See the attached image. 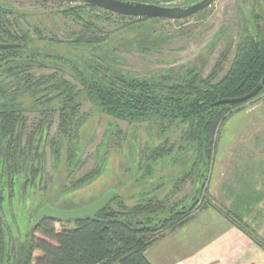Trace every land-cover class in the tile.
<instances>
[{"label": "rangeland", "instance_id": "obj_1", "mask_svg": "<svg viewBox=\"0 0 264 264\" xmlns=\"http://www.w3.org/2000/svg\"><path fill=\"white\" fill-rule=\"evenodd\" d=\"M153 1L173 6L186 2ZM0 4L20 12L0 14V42L4 44L11 39L7 35L26 36L32 40L56 38L61 42L72 41V34L81 30V27L74 24L68 11L74 8L84 10L86 17L93 23L91 32L93 30L97 36L107 39L113 35L117 37L115 46L118 51L115 54L124 61L121 68L139 78L190 65L201 69L207 78L216 67L221 66L222 56H226L221 66V79L231 67L243 31L248 27L255 32L257 25L264 33V0H217L211 7L191 18L155 22L144 18L127 17V20H123L109 17L100 8L102 11L86 7L84 3L66 0H0ZM143 27H146L143 35L135 33ZM131 40L139 45H128ZM55 74L64 77L80 94L81 110L75 123L82 125L81 133L77 135L73 130L68 143L63 144L65 139L60 132L59 114L30 111L21 116L20 128L16 133L21 156L16 159L9 156L13 148L8 149L5 142L6 151L3 149L0 152V229L4 242L2 253H6L9 258L7 260L4 257L2 264H14L18 255L20 258L21 251L30 241L36 211L42 204L47 203L59 209L82 207L118 184H122L118 186L129 197V193L137 187L132 180L137 165L134 160L138 159L147 143L154 146L167 140L163 147L171 149L172 156L176 158L173 162L168 158L158 160L154 166L155 176L149 182V185L157 187L163 184L159 192L161 196L168 194V206L181 204L198 186L197 172L191 177L185 176L190 163L186 167L182 163L197 157L196 148L184 135L185 126H172L162 134L156 126L129 124L111 118L86 100L81 84L50 67H33L25 76L32 75L38 81ZM0 76H7V72L0 71ZM21 77L24 76H10L3 85L12 90L11 86L17 84ZM25 82L20 84L24 85ZM262 102L264 94L246 103L223 125L211 173L206 172L210 176L206 188L211 203L216 207L228 208L234 194L240 190L264 191V124L247 138L240 135L232 139L229 134L243 125H237L240 124L236 122L238 119L231 121L233 118L253 114L249 112ZM55 143L60 148L61 157L54 151ZM74 146L79 148L80 160L73 168L72 163L64 162L68 158L67 148L73 149ZM6 158H9L8 161ZM15 161L20 164L17 165L19 169L22 168L20 173L16 172ZM97 167L101 170L99 178L85 187H74L72 181L92 173ZM75 188L79 190L75 191ZM131 203L128 201L129 205ZM112 206L117 209L116 203ZM211 209L219 213L215 208ZM203 213L194 219V226L178 233L184 245L182 253L176 258L185 259L187 253H195L203 244V241L190 240L193 237L191 230L196 231L195 225L199 230L197 218ZM246 222L256 236L264 240V203L256 208ZM73 226V223H57L56 228L70 229ZM232 227L233 232L189 261L195 264H264V254L258 246L242 231Z\"/></svg>", "mask_w": 264, "mask_h": 264}, {"label": "trees", "instance_id": "obj_2", "mask_svg": "<svg viewBox=\"0 0 264 264\" xmlns=\"http://www.w3.org/2000/svg\"><path fill=\"white\" fill-rule=\"evenodd\" d=\"M66 1L74 3L71 0ZM132 1L162 5L153 0ZM197 1L199 0H186L180 5ZM86 7L100 10L88 4ZM102 12L109 17L128 19ZM5 13L20 12L0 10V14ZM68 13L74 24L81 27V30L72 34V41L61 42L56 38L32 40L26 36L7 35L11 39L6 44H18L20 47L0 51V71L7 72V76H0V152L3 149L6 151L7 142V148H13L9 156L14 159L21 156L16 133L25 112L58 113L61 121L60 132L65 139L63 144L68 143L73 130L77 135L81 133L82 125L75 123L81 110L80 94L72 85L57 74L38 81L32 75L25 76L33 67H50L81 84L86 100L99 112L111 118L129 124L156 126L162 134L172 126H185L184 135L196 148L197 157L182 163L184 167L190 163L185 176L191 177L197 172L198 186L187 200L179 205L168 206V194L161 196L159 192L163 184L157 187L149 185V182L155 176L154 166L158 160L168 158L173 162L176 158L172 156L171 149L163 147L167 140L164 139V143L154 146L147 143L138 159L134 160L137 165L132 180L137 187L129 193V197L120 189L122 184H118L115 187L118 195L105 209L91 218L76 221L37 219V211L47 203L42 204L35 214L36 222L31 229L30 241L21 251L20 258L19 255L16 257L14 264H153L147 257L151 247L167 235L188 225L199 213L211 208H215L249 237L264 254V240L256 236L246 222L256 208L264 203V191L240 190L234 194L229 207L223 209L211 203L206 188L210 177L207 173H211L224 123L246 103L264 94V33L259 26H255V32L248 27L243 31L231 67L221 79V66L226 56H222L221 66L216 67L207 78L203 76L201 69L193 65L139 78L121 68L124 61L115 54L118 51L115 35L107 39L97 36L93 30L91 32L93 23L86 17L84 10L74 8ZM160 20L162 19H151L150 22ZM146 27L135 33L143 35ZM136 43L131 40L128 45L134 46ZM20 75L24 77L11 86L12 90L3 85L6 78ZM22 81H26L24 85L20 84ZM261 82L260 92L251 100L238 104L215 105L220 100L245 96ZM57 146L55 143L54 151L61 157L60 148ZM67 151L68 158L64 163L68 161L74 168L80 160L79 148L68 147ZM8 159L6 158L7 161ZM14 164L16 172L22 170L17 166L19 163ZM8 169L10 170V166ZM68 170L66 166V171ZM100 172V167H97L92 173L72 181V184L74 187H85L99 178ZM108 190L110 189L101 195ZM128 201L132 202L131 205ZM115 203L116 210L112 206ZM57 223H73L74 226L58 230ZM1 234L0 229V264L4 257L7 260L9 258L6 253L3 254L4 242Z\"/></svg>", "mask_w": 264, "mask_h": 264}, {"label": "water", "instance_id": "obj_3", "mask_svg": "<svg viewBox=\"0 0 264 264\" xmlns=\"http://www.w3.org/2000/svg\"><path fill=\"white\" fill-rule=\"evenodd\" d=\"M71 1L92 5L106 12L125 17L177 21L198 15L211 7L217 0H199L194 3L177 6L160 5L132 0ZM0 10L4 12L14 11L3 4H0ZM19 47L20 45L18 44H0V51L17 49ZM261 88L262 82L245 96L220 100L216 102L215 105L244 103L254 98L260 92ZM118 193L117 189H110L93 202L75 209H59L45 204L37 211L36 218H49L57 221H76L84 218H91L105 209L107 205L118 195Z\"/></svg>", "mask_w": 264, "mask_h": 264}, {"label": "crops", "instance_id": "obj_4", "mask_svg": "<svg viewBox=\"0 0 264 264\" xmlns=\"http://www.w3.org/2000/svg\"><path fill=\"white\" fill-rule=\"evenodd\" d=\"M249 113L253 114H243L233 118L231 121H236L240 123L237 125L240 126L241 129H238L236 132L229 133L232 139H237L238 136L242 135V138H247L251 136L257 129L263 126L264 124V103L257 104ZM235 122V123H236ZM241 130V131H240ZM199 230L196 228V231L191 230L190 240H194L196 242H202L203 244L195 251V253H190L186 255L185 259L176 258L183 249V243L181 239L178 238V233L182 232L186 228L192 226L195 222L193 220L188 225L179 229L175 233H172L170 236L164 238L163 240L156 243L153 247H151L147 252V257L153 264H195L189 260H191L195 255L200 252L208 249L209 247L215 245L220 238H223L225 235L230 234L234 231L233 225L225 219L220 213L212 211L209 209L204 211L203 216L201 215L199 218ZM196 219V220H197ZM203 219V221H202ZM194 226V225H193ZM194 228V227H193ZM209 235V236H208ZM207 240V241H206ZM200 244V243H199Z\"/></svg>", "mask_w": 264, "mask_h": 264}, {"label": "flooded vegetation", "instance_id": "obj_5", "mask_svg": "<svg viewBox=\"0 0 264 264\" xmlns=\"http://www.w3.org/2000/svg\"><path fill=\"white\" fill-rule=\"evenodd\" d=\"M170 6H172V5H170Z\"/></svg>", "mask_w": 264, "mask_h": 264}]
</instances>
